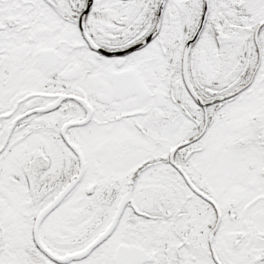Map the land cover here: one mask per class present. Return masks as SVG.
<instances>
[{"label": "snow or ice", "instance_id": "snow-or-ice-1", "mask_svg": "<svg viewBox=\"0 0 264 264\" xmlns=\"http://www.w3.org/2000/svg\"><path fill=\"white\" fill-rule=\"evenodd\" d=\"M0 264H264V0H0Z\"/></svg>", "mask_w": 264, "mask_h": 264}]
</instances>
